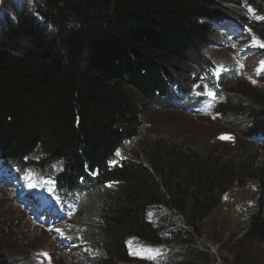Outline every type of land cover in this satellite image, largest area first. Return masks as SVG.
<instances>
[{
	"label": "trees",
	"instance_id": "obj_1",
	"mask_svg": "<svg viewBox=\"0 0 264 264\" xmlns=\"http://www.w3.org/2000/svg\"><path fill=\"white\" fill-rule=\"evenodd\" d=\"M224 5L214 0L0 5V173L24 183L39 171L52 180L63 218L71 224L63 240L93 251L81 253L76 264H136L128 236L173 244L185 252L183 264H212L213 257L197 247L200 226L230 189L248 181L260 191L242 239L264 242V162L252 145L219 143L202 150L143 133L152 106L167 108L171 94L188 86L193 73L212 76L201 54L216 23L248 24L264 42L262 2L246 3L258 18L248 13L247 24ZM238 79L231 69L217 81L211 78L215 104H224L225 124L264 151V87L246 86L239 96H225ZM198 107L208 109L205 103ZM136 141L134 155L118 161V150ZM40 192L25 186L20 195L36 210H51ZM161 208L174 227L167 237L147 219L150 210ZM11 255L0 234V264H14Z\"/></svg>",
	"mask_w": 264,
	"mask_h": 264
},
{
	"label": "rangeland",
	"instance_id": "obj_2",
	"mask_svg": "<svg viewBox=\"0 0 264 264\" xmlns=\"http://www.w3.org/2000/svg\"><path fill=\"white\" fill-rule=\"evenodd\" d=\"M4 1L1 0L0 5ZM28 1L31 3L32 0ZM214 1L224 3L223 9L226 12H233L234 16L242 17L241 20L246 24L248 21L244 17L248 16V13L250 17L258 19L256 13L246 3L260 1L264 4V0ZM217 28L214 29L209 44L201 54L213 75L205 77L204 74V77H196L193 73L188 86L179 87L171 94L167 108L152 106L151 110L146 112L143 133L147 136L176 138L202 150L216 147L219 143L232 148L248 143L252 145L253 155L260 162H264V151L259 149L257 142L249 143L247 139H241L233 127L225 124V113L222 112L224 104L221 103L219 106L215 104L216 93L211 85L212 77L217 79L222 72L231 69L239 79L226 89L223 93L225 96H236L239 92H244L246 86L264 87V67L261 65L264 61V47H261V44L264 42L255 35L248 24L244 35L236 41H232L236 31L227 24H221ZM257 69H261L259 74ZM179 94H182L183 98L175 101ZM199 99H203L205 104L209 103L210 109L215 112L206 117L207 112H197L198 108L195 106L192 111L187 101L194 102ZM160 100L163 104L164 98ZM191 115H197L199 118H193ZM137 147L138 141L128 149L123 150L124 147H121L118 150V161L131 158ZM36 172L32 175L29 173L24 183L9 172L0 173V234L9 252L12 253L14 264H76L79 261L78 254L93 251L84 243L71 245L63 240L62 237L71 224L60 215V207L52 204L55 214L43 213L20 195L21 190L27 186L31 191H42L46 195V202H49L52 180L41 177L40 172ZM259 191L255 181H248L243 188L233 187L201 224L197 247L199 251H205L213 257L212 264H264V242L259 240L243 242L242 239L244 224L254 210ZM168 217L169 212L161 208L158 212L155 209L150 210L147 219L160 236L167 237L169 230L174 228L167 225ZM177 219L179 218L173 220ZM52 221L56 224H51ZM177 224L178 227L183 226L178 221ZM126 245L130 255L138 259L136 264H183L187 261L185 252L173 244H152L128 236Z\"/></svg>",
	"mask_w": 264,
	"mask_h": 264
},
{
	"label": "snow or ice",
	"instance_id": "obj_3",
	"mask_svg": "<svg viewBox=\"0 0 264 264\" xmlns=\"http://www.w3.org/2000/svg\"><path fill=\"white\" fill-rule=\"evenodd\" d=\"M255 39V38H254ZM261 47H264V44H261ZM262 67H264V61L261 62ZM241 67H243V65H241ZM261 71V69H257V73L259 74V72ZM254 82V81H253ZM209 95H213L212 93H208ZM117 155H119V153H117ZM59 231V230H57ZM45 256L47 255L46 253L44 254Z\"/></svg>",
	"mask_w": 264,
	"mask_h": 264
}]
</instances>
